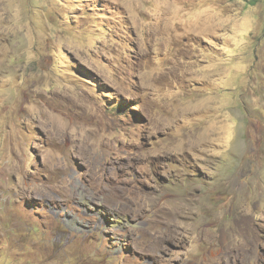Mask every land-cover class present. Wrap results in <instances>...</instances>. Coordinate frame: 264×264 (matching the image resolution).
I'll return each mask as SVG.
<instances>
[{
	"label": "rangeland",
	"instance_id": "obj_1",
	"mask_svg": "<svg viewBox=\"0 0 264 264\" xmlns=\"http://www.w3.org/2000/svg\"><path fill=\"white\" fill-rule=\"evenodd\" d=\"M0 264H264V0H0Z\"/></svg>",
	"mask_w": 264,
	"mask_h": 264
},
{
	"label": "bare ground",
	"instance_id": "obj_2",
	"mask_svg": "<svg viewBox=\"0 0 264 264\" xmlns=\"http://www.w3.org/2000/svg\"><path fill=\"white\" fill-rule=\"evenodd\" d=\"M188 6H189V5H188ZM188 6H187V7H188Z\"/></svg>",
	"mask_w": 264,
	"mask_h": 264
}]
</instances>
